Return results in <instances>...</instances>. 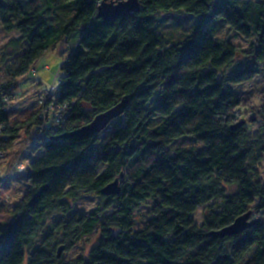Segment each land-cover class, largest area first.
I'll return each mask as SVG.
<instances>
[{
  "label": "clouds",
  "instance_id": "obj_1",
  "mask_svg": "<svg viewBox=\"0 0 264 264\" xmlns=\"http://www.w3.org/2000/svg\"><path fill=\"white\" fill-rule=\"evenodd\" d=\"M0 264H264V0H0Z\"/></svg>",
  "mask_w": 264,
  "mask_h": 264
},
{
  "label": "trees",
  "instance_id": "obj_2",
  "mask_svg": "<svg viewBox=\"0 0 264 264\" xmlns=\"http://www.w3.org/2000/svg\"><path fill=\"white\" fill-rule=\"evenodd\" d=\"M219 10H222V9H219ZM43 174H41V176H42ZM177 187H178V185H177Z\"/></svg>",
  "mask_w": 264,
  "mask_h": 264
}]
</instances>
